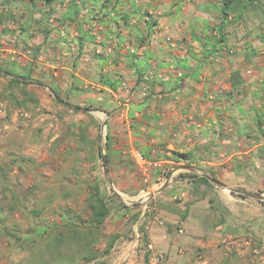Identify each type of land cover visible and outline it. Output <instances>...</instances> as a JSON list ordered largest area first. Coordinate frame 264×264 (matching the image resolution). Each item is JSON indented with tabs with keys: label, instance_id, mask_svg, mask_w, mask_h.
Masks as SVG:
<instances>
[{
	"label": "crops",
	"instance_id": "obj_1",
	"mask_svg": "<svg viewBox=\"0 0 264 264\" xmlns=\"http://www.w3.org/2000/svg\"><path fill=\"white\" fill-rule=\"evenodd\" d=\"M49 2L34 0L33 6L29 0H0V11L2 9V14L7 17L0 22V66L10 65L27 73L34 62L31 78L40 80L43 85L32 82L31 89L38 95L40 106H56L55 109L67 112L52 100L51 87L63 100L68 95V102L73 106L100 102L104 109L114 110L109 116L104 111L86 109L96 121L102 119L112 138L107 167L114 181L117 176H134L131 173L134 167L130 164L132 159L123 156L127 148L146 154L150 161L159 162L160 167L183 166L172 171L168 178L159 177L151 186L158 190L166 186L154 195L160 197L158 199L162 203L158 205L161 208L158 215L145 218L142 210L148 204L141 200L137 202V205H142L137 210L139 217L129 226L118 217L107 219V239L110 241L117 236L107 255V264H144L134 249V244L139 242V231L146 236V246L152 256L165 254L168 256L165 264H189L190 258L184 255H188L187 247L198 239L195 238L197 236H185L188 232L186 227L196 228L197 218L187 215L180 219L178 211L184 207L172 204L180 194L172 192L173 189L181 188L184 183L175 175L183 169L202 172L199 169L202 167L215 176L226 174L229 181H234L226 184L235 188L234 176L240 172L237 166L229 164L224 167L223 164L243 155L256 158V148L261 140L253 141L242 151L240 142L245 139L238 135L236 129L244 125L255 129L254 113L264 116V11L250 6L240 17L236 13L223 17L220 0H119V12L128 15L132 24L124 27L119 22L117 26L107 23V10L101 2L85 0L86 9L77 17L67 1ZM80 7L81 2L77 1L76 9ZM82 12L92 17L105 15L102 24H97L99 31L92 29L86 35L82 33L89 28V25L83 27L85 19ZM146 13L154 22L153 26L138 23ZM28 26L29 30L22 33L21 30ZM107 31L119 34H112L107 41ZM32 34L39 36L37 43L35 37L29 38ZM142 37H146L144 42L138 40ZM117 42H123L119 51L114 50ZM37 44L41 49L33 57ZM128 49L129 53L135 54L136 62L142 64L144 79L154 82L152 90L148 86L133 90L135 76ZM107 53L110 58H118L117 67L111 64V59L108 62L107 59L98 60L101 56L107 57ZM234 70L240 71L244 83L231 88L228 79ZM107 74L124 80L119 93L109 91L99 82L101 75L107 78ZM100 90L103 92L99 93ZM144 90L150 94V99H146ZM107 92L113 96L110 102L107 101ZM128 92L129 97L117 101L118 94L126 95ZM75 116L81 118L84 115L77 113ZM62 144L66 147L67 142ZM3 148L11 146L5 143ZM31 149L23 153L31 160L37 159L40 170L47 173L44 175L52 174L51 167L46 164L50 163L51 153L44 151L40 154ZM172 151L196 152L197 163L193 168L183 161L176 163L170 157ZM14 155L11 159L17 158L18 153ZM129 182L119 179L115 185L120 190L125 189V185L136 186L133 180ZM120 190L117 193L123 195ZM162 193L173 194V197L162 198ZM44 197L41 194V198ZM137 224L141 225L138 229ZM222 226L205 229L207 235L199 238V245L210 250L208 238L213 236V232L215 235L223 233ZM132 234L135 238L126 242Z\"/></svg>",
	"mask_w": 264,
	"mask_h": 264
},
{
	"label": "rangeland",
	"instance_id": "obj_2",
	"mask_svg": "<svg viewBox=\"0 0 264 264\" xmlns=\"http://www.w3.org/2000/svg\"><path fill=\"white\" fill-rule=\"evenodd\" d=\"M261 1L253 5L258 11H264V0ZM254 20H257L256 16ZM5 82L4 78H0V84ZM47 106L43 104L41 108L43 114L51 118L48 123L56 124L55 132L41 129L39 125L36 126L37 122L33 119L0 116V173H5V179L0 177V264H107V255L104 254V250L109 242L107 239L109 222L107 224L106 221L102 229L94 234L89 253L77 246V241L71 242L66 237L72 235L70 232L72 230L78 233L87 227L86 223L79 220H86L89 215L85 203L89 190L95 183L101 182L104 191L116 194L120 190L115 185L116 180L121 179L127 184H130L129 180H133L135 187L125 185V189L120 190L123 195L117 193L121 203L128 208V214L124 217L113 215L110 218L118 217L129 226L136 221L133 217L138 213L137 210L141 209L142 205H137V202L141 200H146L148 204L147 208L142 210L145 218L158 215V209H161L158 205L162 203L159 201L160 197H154V195L156 196L160 189H154L151 186L159 177L168 178L172 171L183 166L162 165L151 169L148 172V181L145 183V176L131 161V166H134L131 173L134 176L131 174L125 178L117 176L114 181L109 175L106 162L105 164L102 162L105 153L104 139L107 134L102 119L96 121L93 116L85 113L79 118L75 116L76 113L62 112L55 109L56 106ZM82 127H88V132L96 140L95 146L102 148L97 156L91 155L89 144H80L79 129ZM58 138L63 140L57 141ZM260 139L264 140V137ZM62 142H67L66 147ZM246 142H240L242 151L251 145ZM5 143L10 144L11 148L4 149ZM26 149H34L40 154L44 151L47 154L51 153L50 163L46 164L51 167L53 173L44 175L47 173L40 170L41 166L37 159L31 160L23 153V151L27 152ZM10 150L12 154L9 153ZM15 152L18 153L17 158L11 159ZM125 152L128 151L125 149L123 156L130 158ZM252 163L256 164L258 170H251L249 166ZM229 164L237 166L240 172L234 176L237 182L235 188L226 184L234 182L229 181L226 174L215 176L217 181L227 188L264 197V161L257 158L253 161L251 157L243 155L232 162L228 160V163L223 165L226 167ZM103 165L108 172L106 176L103 173ZM186 174L201 175V172L197 170L191 172L186 169L178 171L175 178L184 181L185 186L182 184L181 188L176 187L172 191H175V194L178 192L184 194L182 196L179 194L172 202H178L176 206L179 208L192 202L188 215L197 218H195L197 224L194 223L196 228L186 227L190 234L187 232L185 236H191V238L197 236L195 238L198 239L196 243L187 247L188 255H184L190 258L189 264H264V204L260 203L264 201L246 196V198L237 197L227 189H221L214 184L207 198L197 201V198L191 194L188 179L184 180L181 177ZM108 179L110 183L107 182ZM163 193L162 198L173 197V194ZM41 194H44L46 199L45 197L42 199ZM13 198H16L18 205L12 209ZM222 217L225 218V223L222 224L224 225L223 233L215 235L213 232L211 234L213 236L208 238L211 249L208 250L209 247L199 245L201 243L199 238L207 235L205 229H215L214 226L221 221ZM67 221L76 222V225L70 230L64 229L61 225ZM140 226L137 224L136 229ZM141 234H143L142 231ZM141 234L139 242L134 244V249L141 257L147 252L149 264L152 254L147 246H140ZM133 238L135 237L132 234L126 242ZM58 239L60 242L56 244L55 240ZM157 256L153 257L158 258ZM161 256L157 259V264L166 263L168 256L165 254Z\"/></svg>",
	"mask_w": 264,
	"mask_h": 264
},
{
	"label": "trees",
	"instance_id": "obj_3",
	"mask_svg": "<svg viewBox=\"0 0 264 264\" xmlns=\"http://www.w3.org/2000/svg\"><path fill=\"white\" fill-rule=\"evenodd\" d=\"M49 1L50 0H46V2H49ZM59 1L61 2L67 1L68 3H70L69 6L74 7V8L72 7V9L76 17L80 15L81 11L86 9L85 0H59ZM77 1L81 2L82 7L76 9ZM92 1L95 3L101 2V6L107 10V23L112 22L116 25L119 22L120 25L124 27H129L130 25L132 26L130 22V17L124 13L119 12L120 10L118 6L119 0H92ZM29 2H31L33 6L35 5L34 0H29ZM257 2H259V0H220V10H221L223 17H227L228 15L233 14V13H236L237 14L236 16L240 17L247 11L248 7L253 6ZM1 11H0V22L2 19L7 18L6 16H4V14H2ZM86 12H82L81 14V15H84L83 17L85 19L83 22L84 23L83 27H85L86 25L90 26L92 22L99 24V25L102 24L103 17L105 16L104 14L93 15L92 17L90 16V14L88 13L86 14ZM110 13H112V15H110ZM147 16L148 14L146 13L145 18H143V20L141 21H138V23L144 26H153L154 22L150 19L149 16H148L149 19L145 20ZM28 28L29 26L26 29H22L21 30L22 33L25 31H28L29 30ZM3 32L4 31H2V33ZM87 32L88 33L92 32V29L89 27L87 28L86 31H82V33H84L85 35L87 34ZM38 33H40L39 30H38ZM45 34L46 32H44L43 35ZM112 34H116L117 36V34L119 33L107 31V41H108V38L110 39L109 36H111ZM34 37H35V34H32L29 36V38L31 39H34ZM145 38L146 37H142L141 39L139 38L138 40L144 42ZM38 41H39V36L35 37V42L37 43ZM121 43L123 42H117L116 47H115L116 49L114 48L113 49L116 51L121 50L122 49L120 46ZM100 45L103 46V43H101ZM40 49H41L40 45L37 44L36 47L33 49L35 51L34 52L35 55H33V57H35L36 54L40 52ZM79 49L81 50V48ZM127 51H128L127 55L131 59V66L134 72L133 75L135 76L134 85L132 87L133 90H137V89L139 90L141 88H146L145 86H148L149 90L150 89L152 90L154 88V82L144 79L145 71L141 69L142 64L139 62H136L135 54L129 53V49ZM101 59L102 60L107 59V62L111 59V64H113L115 67L118 66V62H117L118 58L117 57L110 58L109 53H107V57L101 56L100 58H98V60H101ZM32 66H35L34 62L30 64L31 68L29 69V71H27V73L20 72L18 68L12 67L10 65H6L5 68L0 66V78H4L6 80L5 84H0V100L10 102L11 108L13 110L25 109L27 111L29 110L32 111L33 109H36L38 106H40L38 95L31 88L33 87L32 82L36 83L39 86H42L43 83L40 80H36V79L33 80L31 78L32 72L34 70ZM99 82L101 83L102 86L107 87V89L113 93H119V91H121V88H123L125 84L123 83L124 80L115 78L111 74H107V78L101 75V77L99 78ZM228 83L231 88H236L244 83V79L240 76L239 70H234L233 72H231L229 79H228ZM148 87L146 89L147 91H148ZM50 90L52 92V100L56 104L61 105L64 108H66L67 111H71L76 114L77 113L88 114L86 112V109H89V108H94L96 110L104 111L107 114H109V116H111L112 112L114 111V110L104 109L103 105L100 102H97V103L86 102L87 104L84 105L83 107L79 106L78 104L73 106L71 103L68 102V95H66L67 99L63 100L60 98L58 92L54 90V88L52 89L50 87ZM147 91L144 95L146 99H150L151 96L150 94L147 95L148 93ZM102 92L103 90L99 91V93H102ZM118 95L119 96H118L117 101H119L120 99L122 100L125 97H129L130 92H128V94L126 95H123V94L122 95L118 94ZM110 99H113V96L107 92V101L110 102ZM9 116H11L10 112H8L6 118ZM254 118H255V129H252L246 125L245 127H243V129L242 128L236 129L238 132V135L240 137H244L245 139L244 141H247L246 143H250V144L253 141L259 142L261 140L260 138L264 137L263 136L264 135V116H259L257 113L256 114L254 113ZM92 123L96 124L95 121H92ZM79 136H80V140H79L80 144H84V143H86L87 145L89 144L90 146L89 150L92 156H97L98 154H100V151L102 150V148H97L95 146L96 140L92 136V134L88 132V127L80 128ZM105 138L106 139H105L104 146H103L105 153L103 155V158L106 164L108 165L109 164V152L112 146V138L108 135V132ZM62 140L63 139L60 138L58 141H62ZM126 150L129 151L130 148L129 149L127 148ZM141 155L144 159L148 161L151 160V158L147 156L146 154L141 153ZM196 156H197L196 152L178 153V152L172 151L170 157L176 163L183 161L188 165L189 168H193L194 164L197 163ZM256 158L259 159L260 161H264V140H261L260 146L256 148ZM257 166L259 167V164ZM249 167L251 168V170L253 169L252 171L258 170V168L256 167V164L254 163H252L251 166ZM199 169L202 171L201 175L186 174V175H181V177H183L184 180L188 179V182L190 183L191 194L197 198V201H203L205 198H207V196L212 192L214 188V185L211 182H209L206 176H210L214 180H216V178H215V174L213 172H210L208 169L202 168V167ZM0 177L2 179H5V173L3 174L0 173ZM231 194L236 195L237 197H240V198H246L243 194H236L234 192H232ZM13 202H14V206L12 207V209L18 205L16 198H13ZM209 202L212 203V200L209 199ZM85 203L87 205L89 215L86 220L80 219L79 221L87 224L86 229L83 231H78V233L74 232L75 230H72L70 231L72 235H69L66 237L70 239L71 242L77 241V246H79L82 249H85L89 253L91 252V250H89L90 249L89 246H92V241H93L92 239H94V234H97L102 229L107 219L113 215L124 217L125 215L128 214L129 210L125 205L121 203L120 199L118 198L116 194H114L113 192L109 194L108 192L104 191L103 187L101 186V182L95 183V185L89 190V194L87 198L85 199ZM177 203L178 202H174V205H176ZM260 203L264 204V202H260ZM191 205H192V202L187 203L184 206V209L182 211H178V215L180 216V219H185V217H187L188 209ZM135 208L137 207L135 206ZM138 216H139V212L133 217V220L134 221L137 220ZM224 221H225V218L222 217L221 221L218 224H216L214 227L222 225L223 223H225ZM75 225H76V222L72 223V222L67 221L66 223H63L61 227H63L64 229L70 230ZM139 232L141 233V231ZM77 234H79V236H77ZM63 238L65 239V236ZM116 239H117V236L115 237L113 236L110 239V241L108 242V245L106 246L104 250L105 255L109 254L110 249H112ZM57 242H60V240L59 239L55 240L56 244ZM146 244H147L146 236L144 234H141L140 246L141 245L146 246ZM142 258L144 260V264H148L147 262L148 253L147 252L143 254Z\"/></svg>",
	"mask_w": 264,
	"mask_h": 264
},
{
	"label": "built area",
	"instance_id": "obj_4",
	"mask_svg": "<svg viewBox=\"0 0 264 264\" xmlns=\"http://www.w3.org/2000/svg\"><path fill=\"white\" fill-rule=\"evenodd\" d=\"M149 17L147 16L145 20H148ZM91 29L95 31H99L98 25L96 23H92V26H89ZM169 44H171L170 38L166 39ZM110 52V49L107 50ZM172 68V66H170ZM8 112H10L11 116L18 117L21 119H33L36 121V125H39V127L44 130H48L50 132H55L57 129L56 124L48 123L51 118H47L42 111L41 106H38L36 109H33L32 111L25 110V109H17L13 110L11 108L10 102L6 101H0V116L6 117ZM125 154H128L129 157L132 159L134 164L140 169V172L143 176H145V183L148 181V172L151 169H155L160 167L159 162L156 161H147L142 157V155L136 151V150H129L128 152H125ZM150 250V249H149ZM151 251V250H150ZM159 259L162 257L161 254H158L157 256ZM152 256L149 260V264H157V259Z\"/></svg>",
	"mask_w": 264,
	"mask_h": 264
},
{
	"label": "water",
	"instance_id": "obj_5",
	"mask_svg": "<svg viewBox=\"0 0 264 264\" xmlns=\"http://www.w3.org/2000/svg\"><path fill=\"white\" fill-rule=\"evenodd\" d=\"M102 162H103V164H105V160H103ZM191 171H193V170H191ZM103 173H104L105 176L108 174V172L106 171V166L105 165H103ZM201 174H202V172H201ZM206 178L209 180V182H211L212 184H214L215 186H217V187H219L221 189H227L230 192H235L237 194H243L246 197H251V198H255V199L259 200V201H264V197L263 196H255L253 194H249V193H246V192L233 190V189L227 188L225 185H223L222 183L218 182L217 180H214L213 178H211L209 176H206ZM107 182L110 183L109 179L107 180ZM165 187L166 186H163L159 191H157V193L160 192Z\"/></svg>",
	"mask_w": 264,
	"mask_h": 264
}]
</instances>
